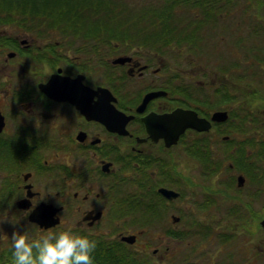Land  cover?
<instances>
[{
	"label": "flooded vegetation",
	"instance_id": "1",
	"mask_svg": "<svg viewBox=\"0 0 264 264\" xmlns=\"http://www.w3.org/2000/svg\"><path fill=\"white\" fill-rule=\"evenodd\" d=\"M14 21L0 17V203L11 201L12 209L19 200H29L32 208L52 203L60 207L61 223L62 213L72 207L74 231L136 233L138 238L124 227L125 220L112 230L113 212L130 202L141 205L144 198L167 207L182 197L183 190L174 186L190 179L183 175L188 165L180 167L179 154L204 150L212 152L211 160L215 147L232 139L224 135V122L211 120L223 106L217 95L222 88L209 91L213 80L180 67L175 49L161 46L152 34L72 32L55 38ZM150 93L156 95L140 109ZM179 107L197 111L211 127H189L168 145L166 135L175 130V121L168 120L166 127L162 122V129L149 127ZM236 121V131L229 132L235 131L239 144ZM222 166V158L211 163L215 174ZM161 188L180 196L169 199ZM174 216L180 217L172 214V224L181 221ZM206 223L203 229L213 231ZM152 253L157 256L159 248Z\"/></svg>",
	"mask_w": 264,
	"mask_h": 264
},
{
	"label": "rangeland",
	"instance_id": "2",
	"mask_svg": "<svg viewBox=\"0 0 264 264\" xmlns=\"http://www.w3.org/2000/svg\"><path fill=\"white\" fill-rule=\"evenodd\" d=\"M5 1L0 0L1 16L13 17L14 22L34 32H52L55 38L58 34L64 37L63 34L72 32L81 35L154 34L143 30L151 22L159 23L160 19L154 13H160L159 8L169 6L171 10L162 19L161 32L167 30L164 35L174 38L171 43L175 45L174 56L180 67L184 68L185 65L189 70H196L201 79L213 80L212 84L209 83V91L216 92V88H223L224 92L233 93L240 99L237 105L217 94L218 100L226 108L247 105L243 100L249 94L247 101L252 102L248 105L260 117V106L264 99V0H234L230 4L227 0H206L198 5L182 0H108L99 15H95V4L79 7L83 13L76 21L84 23L79 29L70 26L72 23L55 20L44 8H31L32 3L26 8ZM109 2L118 8L116 12L120 13L117 17L107 7ZM148 13H152L151 18L144 17ZM188 62L194 66H187ZM253 91L254 95L258 92L256 97H252ZM210 105L217 106L219 103L212 101ZM231 123L225 124L224 135L230 134L231 138L237 139L235 132H228ZM258 135L254 145L236 146V143L223 142L215 147V155L223 156L222 169L216 175H209L211 162L207 152L180 153V167L188 165L183 175L188 176L190 181L187 183L185 178L178 180L174 188L183 190V195L167 207H158L154 213L141 210V206L135 209L128 206L117 208L113 212L115 221L112 230H118L114 228L115 222L125 220L124 227L139 235L136 244L124 252L136 254L139 251L141 258L137 261L147 264H264V228L260 225V220L264 218V142ZM240 173L246 176L242 188L237 186L236 181ZM205 201L209 205L202 208L200 205ZM11 205V201L0 203V250L12 245V233L16 230L27 231L33 237L46 232L28 221L27 212L18 210L16 205L12 209ZM172 214L180 216L181 221L172 224ZM76 217L72 207H68L62 213L64 221L61 226L48 231L70 227ZM196 218L201 227L197 224L192 226ZM206 222L212 224L208 225L214 228L212 232L203 229L202 226L208 224ZM171 225H175L176 231L182 230L180 235L185 238H179ZM170 227L173 230L167 232ZM227 233L232 235L231 240ZM101 234L106 242L111 243L116 241L118 233ZM156 248H159V253L153 256ZM137 261L128 262L137 264Z\"/></svg>",
	"mask_w": 264,
	"mask_h": 264
},
{
	"label": "clouds",
	"instance_id": "3",
	"mask_svg": "<svg viewBox=\"0 0 264 264\" xmlns=\"http://www.w3.org/2000/svg\"><path fill=\"white\" fill-rule=\"evenodd\" d=\"M15 264H92L96 241L90 235L67 227L59 231L12 233Z\"/></svg>",
	"mask_w": 264,
	"mask_h": 264
},
{
	"label": "trees",
	"instance_id": "4",
	"mask_svg": "<svg viewBox=\"0 0 264 264\" xmlns=\"http://www.w3.org/2000/svg\"><path fill=\"white\" fill-rule=\"evenodd\" d=\"M2 1V0H1ZM10 1V3H12L13 5H19L18 7L22 6V7H26L27 5L32 3V7L33 9H45L47 14H49L52 18H54L55 20L57 19H66V18H72L73 20L71 22L67 21V23H72V25L70 26H81L84 23L78 22L76 21V19H78L79 17H81L83 12H80L79 7H84L83 5H91L93 6L94 4V8H95V15H99L101 9L104 6V3H108V0H6L5 2ZM22 2L21 3H19ZM184 3L189 2V3H194L195 5L201 4V1H206V0H182ZM208 1V0H207ZM214 1V0H213ZM219 1V0H216ZM227 3H232L234 0H227ZM21 4V5H20ZM12 5V7H13ZM110 5V6H109ZM11 6V5H10ZM154 5H152L153 7ZM110 8V12L112 13V15L114 17H117V7L114 6V3L109 2L108 6ZM169 6H164V8H159L160 9V13L159 12H155L154 16H157L159 20V23H154L151 22L149 25L147 26L143 31H148V32H159V33H164L167 32V30H165L164 32H161L163 30V24H162V19H164L168 13V11H170L171 9L168 8ZM154 10L156 9L153 8ZM52 13H51V12ZM117 11V12H116ZM148 12V11H147ZM146 13V12H145ZM150 13V12H149ZM148 13V14H149ZM145 14L144 17L145 18H151L152 17V13L151 14ZM76 15V16H74ZM88 15H91V13H88ZM111 15V16H112ZM211 16V15H210ZM86 17V16H84ZM65 21V20H63ZM63 21H60L59 23L63 24ZM102 24V23H99ZM107 24V23H105ZM64 26H66L65 24H63ZM161 25V27H160ZM95 26V23H94ZM159 28H161L160 30H158ZM166 29H168L166 27ZM169 30V29H168ZM91 33V32H90ZM260 109H264V103L261 104ZM256 129L259 130V132H262L264 130V125L262 123L257 124ZM96 241V248L94 250V252L92 253L93 255V261L97 264H107L109 261H111L112 264H128L126 263V261H129L132 258V254L130 255H126V256H119L118 255V248H117V243L112 242H106V240L103 239H96V238H92ZM12 246L3 248L0 250V264H15V259L12 255ZM140 264V263H138Z\"/></svg>",
	"mask_w": 264,
	"mask_h": 264
},
{
	"label": "water",
	"instance_id": "5",
	"mask_svg": "<svg viewBox=\"0 0 264 264\" xmlns=\"http://www.w3.org/2000/svg\"><path fill=\"white\" fill-rule=\"evenodd\" d=\"M121 60L120 58L116 59L115 61ZM107 90L104 88H99V90ZM154 95L155 93L148 94L143 104L141 105L140 109L144 107L145 103ZM78 106H80L85 113H88L87 108L81 103L76 102ZM113 112H119L114 106H113ZM92 113H95L94 111H90ZM161 118L157 119V122L154 126L149 127L150 130L152 129H162L163 125L162 122H165L164 126L168 124V120L175 121V130H173L170 134L166 135L167 138V144L171 145L173 143H176L180 137V135L186 130L187 127H194L198 130H207L211 127V123L207 121L204 118H199L197 116V113L192 110H185L183 108H177L174 112L160 115ZM228 118V111L222 110V111H216L213 114V120L216 121H225ZM164 127V128H165ZM245 183V177L243 175L238 176V184L239 186L244 185ZM161 192H163L167 197L169 198H175L179 195L178 192H175L173 190H169L166 188H161ZM18 206L28 209L31 205V202L29 200H20L18 201ZM60 208L54 206L53 204L42 202L38 206H36L31 213L29 214V219L33 222L39 223L42 227L49 228L51 226H54L60 222V218L57 216V212ZM100 216V213H98L96 217ZM261 225L264 228V219L261 220ZM122 239L125 241H128L130 243L135 242L136 235L135 234H128L123 235Z\"/></svg>",
	"mask_w": 264,
	"mask_h": 264
}]
</instances>
